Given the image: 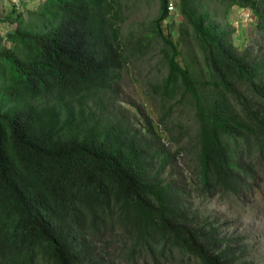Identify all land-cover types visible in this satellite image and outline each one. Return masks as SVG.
Masks as SVG:
<instances>
[{
  "label": "trees",
  "instance_id": "obj_1",
  "mask_svg": "<svg viewBox=\"0 0 264 264\" xmlns=\"http://www.w3.org/2000/svg\"><path fill=\"white\" fill-rule=\"evenodd\" d=\"M159 2L145 36L166 43L162 92L196 104L200 190L239 195L264 152V58L241 54L218 17L248 7L262 26L264 1L180 0L178 41ZM116 4L45 0L12 19V46L0 47V264H110L108 240L125 264H254L158 177L166 158L150 141L108 114L103 96L128 62Z\"/></svg>",
  "mask_w": 264,
  "mask_h": 264
},
{
  "label": "rangeland",
  "instance_id": "obj_2",
  "mask_svg": "<svg viewBox=\"0 0 264 264\" xmlns=\"http://www.w3.org/2000/svg\"><path fill=\"white\" fill-rule=\"evenodd\" d=\"M121 17V36L126 45L128 62L122 79L103 97L111 119L150 141L154 158L165 157V164L155 166L158 177L173 182L185 207L196 215V220L217 227L219 235L233 242L241 250L243 260L264 264V152L254 158L253 177L239 195L223 191L202 193L199 180L198 142L200 120L194 100L182 91L169 97L161 89L168 69L165 65V41L153 32L154 19L160 13L159 0H115ZM264 1V0H260ZM41 0H0V47L12 44L6 34L21 12L24 17L36 9ZM17 8V11H16ZM262 8V6H261ZM181 16L171 13L163 21L164 33L173 41L181 36ZM218 22L226 25L235 39L239 52L251 59L264 58V24L248 7L232 8L226 15L220 11ZM172 33V34H171ZM181 45V44H180ZM184 50V45L182 47ZM181 63L183 58L179 57ZM243 102L253 107L262 106V100L243 92ZM242 103L234 106L242 110ZM162 165V166H161ZM113 259L110 264H125L114 250L117 243L108 245ZM142 264V263H139ZM147 264H152L149 261ZM179 264H195L185 262Z\"/></svg>",
  "mask_w": 264,
  "mask_h": 264
},
{
  "label": "built area",
  "instance_id": "obj_3",
  "mask_svg": "<svg viewBox=\"0 0 264 264\" xmlns=\"http://www.w3.org/2000/svg\"><path fill=\"white\" fill-rule=\"evenodd\" d=\"M41 1H45V0H41ZM180 0H168V10L170 13H173L177 10L178 8V3ZM13 27H10V32L12 31Z\"/></svg>",
  "mask_w": 264,
  "mask_h": 264
}]
</instances>
